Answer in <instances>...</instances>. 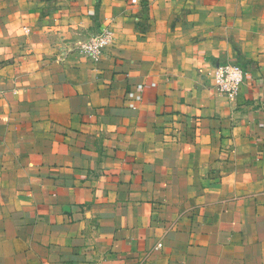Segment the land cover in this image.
Segmentation results:
<instances>
[{"label": "crops", "instance_id": "0c3cea01", "mask_svg": "<svg viewBox=\"0 0 264 264\" xmlns=\"http://www.w3.org/2000/svg\"><path fill=\"white\" fill-rule=\"evenodd\" d=\"M0 264H264V0H0Z\"/></svg>", "mask_w": 264, "mask_h": 264}, {"label": "built area", "instance_id": "2783aa9c", "mask_svg": "<svg viewBox=\"0 0 264 264\" xmlns=\"http://www.w3.org/2000/svg\"><path fill=\"white\" fill-rule=\"evenodd\" d=\"M114 33L106 29L93 35L78 48L79 54L93 62H98L105 52L114 46ZM215 89L218 93L232 100L239 96L247 76L246 71L237 64L226 63L214 68Z\"/></svg>", "mask_w": 264, "mask_h": 264}]
</instances>
